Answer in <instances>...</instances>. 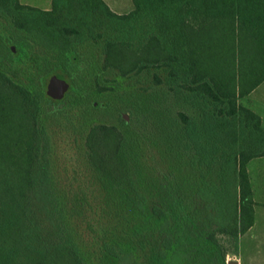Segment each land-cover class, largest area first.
<instances>
[{"label":"trees","instance_id":"16d2710c","mask_svg":"<svg viewBox=\"0 0 264 264\" xmlns=\"http://www.w3.org/2000/svg\"><path fill=\"white\" fill-rule=\"evenodd\" d=\"M131 1L129 12L117 13L104 0H51L49 9L0 0V15L11 20L0 32V264H89L54 192L49 137L38 127L46 53L58 48L54 65L76 82L70 51L75 41L89 38L101 39L104 68L121 76L161 69L165 74H155V83L199 106V120L179 116L196 159L218 163L219 183L206 201L215 228L207 238L221 246L218 233L236 252L240 235L253 224L246 163L264 155V129L259 115L238 99L264 80V0ZM85 157L108 193V208L144 215L145 198L117 126L92 125ZM81 206L77 201L75 211ZM153 210L166 220L161 208ZM103 249L114 262L131 264L132 254L117 240L103 241ZM159 256L178 264L168 235Z\"/></svg>","mask_w":264,"mask_h":264},{"label":"rangeland","instance_id":"374dc122","mask_svg":"<svg viewBox=\"0 0 264 264\" xmlns=\"http://www.w3.org/2000/svg\"><path fill=\"white\" fill-rule=\"evenodd\" d=\"M19 2L40 9L51 7V0ZM112 10L124 13L128 9ZM10 22L9 16L0 15V32ZM7 45L16 51L12 43ZM72 47L69 56L76 65V82L54 65L59 61L58 48L46 53L49 70L38 78V127L49 137L48 166L54 192L87 262L125 264L114 262L103 249V241L117 240L132 254L131 264H167L159 249L168 235L178 264H264L262 231L247 230L240 235L236 252L218 233L221 246L207 238L215 228L216 217L214 211L209 213L206 201L219 183L218 163L196 159L179 116L184 112L199 120L197 103L184 93L176 96L165 83H155V74H165L161 69L150 67L121 76L115 68H104L101 39L75 41ZM54 74L67 83L57 98L47 93ZM13 78L32 86L24 77ZM238 102L264 115V85ZM96 123L117 126L122 132L133 178L145 198L144 215H120L116 206L105 205L108 193L85 157V138ZM77 201L82 203L80 213L75 211ZM154 207L164 211V222Z\"/></svg>","mask_w":264,"mask_h":264},{"label":"crops","instance_id":"0c3cea01","mask_svg":"<svg viewBox=\"0 0 264 264\" xmlns=\"http://www.w3.org/2000/svg\"><path fill=\"white\" fill-rule=\"evenodd\" d=\"M104 1L111 9H115L116 7H127L128 9L127 12H129L133 8L132 1L130 0H120L119 2L115 0H111V1L104 0ZM261 85H264V80L257 87H255L250 93H248L243 97L250 95ZM256 113L259 115L261 127L264 129V115L258 112ZM246 168L251 185L252 199L254 201V221L252 226L248 229V231L257 230L260 232L261 231L264 232V155L251 158L246 163Z\"/></svg>","mask_w":264,"mask_h":264},{"label":"water","instance_id":"95a60500","mask_svg":"<svg viewBox=\"0 0 264 264\" xmlns=\"http://www.w3.org/2000/svg\"><path fill=\"white\" fill-rule=\"evenodd\" d=\"M67 88V83L64 79L58 78L55 74L49 78L47 84V93L53 97H60ZM236 262L233 261L232 264Z\"/></svg>","mask_w":264,"mask_h":264}]
</instances>
